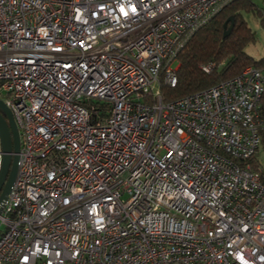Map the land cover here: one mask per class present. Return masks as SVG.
I'll return each mask as SVG.
<instances>
[{
  "label": "built area",
  "instance_id": "obj_1",
  "mask_svg": "<svg viewBox=\"0 0 264 264\" xmlns=\"http://www.w3.org/2000/svg\"><path fill=\"white\" fill-rule=\"evenodd\" d=\"M230 1L0 0V264H264V70L161 93Z\"/></svg>",
  "mask_w": 264,
  "mask_h": 264
},
{
  "label": "trees",
  "instance_id": "obj_2",
  "mask_svg": "<svg viewBox=\"0 0 264 264\" xmlns=\"http://www.w3.org/2000/svg\"><path fill=\"white\" fill-rule=\"evenodd\" d=\"M243 11L263 15L253 0H232L208 21L201 25L184 43L178 53L175 85L161 83L164 101H171L193 92L215 85L239 75L242 70L254 65L264 70V54L256 57L248 52L247 46L256 42V31L250 26ZM233 16V27L224 35V23ZM231 24L228 21L227 27ZM106 114L108 106L99 107ZM261 112L264 115V92ZM264 149V127L261 129ZM253 170L259 171L264 183V164L260 159V148L248 159Z\"/></svg>",
  "mask_w": 264,
  "mask_h": 264
},
{
  "label": "water",
  "instance_id": "obj_3",
  "mask_svg": "<svg viewBox=\"0 0 264 264\" xmlns=\"http://www.w3.org/2000/svg\"><path fill=\"white\" fill-rule=\"evenodd\" d=\"M234 17H229L224 23V35L230 33ZM231 24L227 27L228 21ZM0 137L4 153L3 166L0 174V210L6 196L12 187L18 168V152L20 150V134L14 116L5 102L0 99Z\"/></svg>",
  "mask_w": 264,
  "mask_h": 264
},
{
  "label": "rangeland",
  "instance_id": "obj_4",
  "mask_svg": "<svg viewBox=\"0 0 264 264\" xmlns=\"http://www.w3.org/2000/svg\"><path fill=\"white\" fill-rule=\"evenodd\" d=\"M259 8H263V15L260 13H254L253 11H243V14L250 26L256 31V42L250 43L247 46V50L252 55L259 57L264 54V0H253ZM176 65V62L173 63ZM260 159L264 164V149L260 147Z\"/></svg>",
  "mask_w": 264,
  "mask_h": 264
}]
</instances>
